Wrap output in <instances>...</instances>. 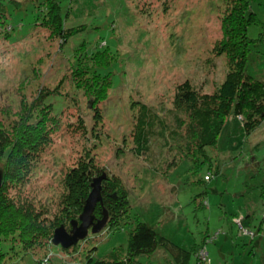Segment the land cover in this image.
<instances>
[{
	"label": "rangeland",
	"instance_id": "374dc122",
	"mask_svg": "<svg viewBox=\"0 0 264 264\" xmlns=\"http://www.w3.org/2000/svg\"><path fill=\"white\" fill-rule=\"evenodd\" d=\"M14 1L21 6L5 5L9 41L0 38V124L8 128L38 95L53 92L63 95V99L47 100L53 113L60 114L65 100L67 114L72 117L78 111L87 129L85 134L79 130L76 126L82 122L74 118L69 129L59 123L51 145L18 193L31 198L48 220L66 222L60 215L62 180L86 159L87 151L102 172L99 176L121 182L128 194L131 221L108 226L98 235L89 233L69 254L51 245L35 255L24 252L13 236L0 241V264H34L46 252L53 256L51 264L93 263L113 248L125 247L135 220L154 229L167 245L195 248L198 255L203 236L216 235L213 243L205 244L209 264H264V119L252 134L245 135L237 118H225L216 147L193 156L183 148L187 117L172 106L179 85L187 82L198 95L211 96L232 69L219 44L228 2L60 0L64 27L85 28L60 49L57 39L36 27L42 0ZM249 11L259 22L247 29V37L254 41L245 72L264 82V0H251ZM80 44L86 53L99 48L111 56L109 67L98 72L109 75L111 83L106 102L96 107L99 114L72 84L71 49ZM143 117L148 124L143 134L147 145L138 153L135 137ZM170 131L180 140L167 135ZM161 134L170 137L168 141ZM208 157L210 163L205 160ZM207 174L213 176L210 182L204 181ZM241 218L243 227L255 234L253 238L239 230ZM171 255L161 249L136 262L167 264ZM199 261L193 256L190 264Z\"/></svg>",
	"mask_w": 264,
	"mask_h": 264
},
{
	"label": "trees",
	"instance_id": "16d2710c",
	"mask_svg": "<svg viewBox=\"0 0 264 264\" xmlns=\"http://www.w3.org/2000/svg\"><path fill=\"white\" fill-rule=\"evenodd\" d=\"M225 1L228 4H226L222 22L224 33L219 44L222 47L221 52L227 56L232 69L226 75L225 81L218 91L211 96L198 95L187 82L176 87L173 96L174 111L178 114H185L187 117L185 146L183 147L184 150H187V155H203L205 149L215 148L227 117L237 118L241 122L245 135L252 134L260 126V120L264 119V82L254 79L245 72L249 48L254 41L247 37V29L259 21L255 13L249 11L251 0ZM7 3L16 8L20 7L21 3L14 0L8 2L0 0V38L9 41L11 28L6 24L9 17L5 6ZM41 10L42 15L39 17L36 27L40 26L42 30H45L50 35V39H57L60 49L69 39L85 30L84 26L69 29L64 27L65 21L60 0H42ZM71 51L73 55L70 60V62L72 61L70 64L72 84L76 90L85 94L91 110L99 114L96 107L106 102L111 83L109 75L101 76L98 72L109 67L111 56L108 51L99 50V48L96 52L86 53L84 44H80L76 50L72 48ZM55 96L63 99V95L60 93L49 92L38 95L8 128H4L0 124V171L2 173L0 241L16 236V242L22 251H30L34 255L39 250L52 246L51 239L56 228L62 225L67 231L70 230L67 223L78 219L90 192V182L93 177H98L102 173L96 169L92 158L85 150L84 157L86 159L80 160L75 168L65 174L62 180V187L65 190L60 200L62 206L60 215L66 221L64 223L58 218L48 220L44 211L38 208L31 198L22 197L18 193L27 184L41 154L51 145L52 134L57 131L59 123L64 126V129H69L74 124L71 122V118H74L76 123L82 122L81 126L77 125L76 127L84 134L87 131L84 117L78 111V114H72V117L67 114L69 108L67 101L64 100L59 115L53 113V105L47 103V100ZM65 119L68 120L66 123L60 121ZM177 121L182 123L179 119ZM147 125L145 117H143L137 128V137H135L138 153L146 150L144 145H147V141L143 134ZM63 128L62 130H64ZM168 134L174 140L179 139L180 136L174 131H170ZM161 137L165 138L163 141H168L167 139L170 138L164 137L162 134ZM86 139L88 138L86 137ZM205 160L210 163L209 157ZM217 174L218 172H216ZM205 177L208 178L206 181ZM212 177L211 174H207L204 176V181L210 182ZM13 192L14 194H12ZM101 195L102 207L99 204L96 206L93 212L95 219H100L102 209H105L108 215L105 228L129 224L131 219L128 194L121 187V182L115 177H106L105 182H102ZM239 222L242 229L252 234L250 237L253 238L255 234L243 227L242 218ZM262 223L264 224V217ZM261 228L262 225H260ZM215 239L208 235L203 236L200 246L201 251L206 253V260L196 262L197 264L210 263L205 251V244L213 243ZM77 244L69 249L61 250L69 254ZM161 249L169 250L172 253V259L167 264H190L193 256L197 259L198 252L195 248L184 250L169 246L167 241L154 229L146 223L135 220L134 227L128 233L125 247L113 248L103 259L93 263H90L89 260L87 264H138L137 259H149ZM52 257L50 253L46 252L38 256L34 264H51Z\"/></svg>",
	"mask_w": 264,
	"mask_h": 264
},
{
	"label": "water",
	"instance_id": "95a60500",
	"mask_svg": "<svg viewBox=\"0 0 264 264\" xmlns=\"http://www.w3.org/2000/svg\"><path fill=\"white\" fill-rule=\"evenodd\" d=\"M106 179L105 174L92 179L90 184V193L88 194L83 205L81 214L77 220H72L69 223L70 230L67 231L64 226L56 228L53 232L51 244L54 247L61 249H69L75 246L78 242L85 240L90 234H99L108 222V215L105 209H102V217L95 219L93 212L96 206L102 204V182ZM2 173L0 171V187H1Z\"/></svg>",
	"mask_w": 264,
	"mask_h": 264
},
{
	"label": "built area",
	"instance_id": "2783aa9c",
	"mask_svg": "<svg viewBox=\"0 0 264 264\" xmlns=\"http://www.w3.org/2000/svg\"><path fill=\"white\" fill-rule=\"evenodd\" d=\"M208 178H206L205 177V181L207 180ZM237 225L239 226V229H240V231L242 232V234H244V235H251L252 236V234H250L249 232H245V230H243L242 229V227H241V225H240V222L239 221H237ZM216 236V235H215ZM214 236V237H215ZM206 254V253H205ZM197 258L200 260V261H202V262H204L205 260H206V255H204L203 253H202V251H200L199 252V255L197 254Z\"/></svg>",
	"mask_w": 264,
	"mask_h": 264
}]
</instances>
